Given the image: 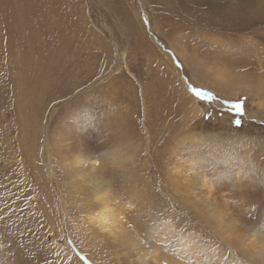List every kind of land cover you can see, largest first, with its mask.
Returning a JSON list of instances; mask_svg holds the SVG:
<instances>
[{
  "label": "rangeland",
  "instance_id": "obj_1",
  "mask_svg": "<svg viewBox=\"0 0 264 264\" xmlns=\"http://www.w3.org/2000/svg\"><path fill=\"white\" fill-rule=\"evenodd\" d=\"M189 79L217 100L197 101ZM242 97L237 126L221 101ZM263 140L264 0H0L1 264H45L64 247L78 264L77 253L142 264L86 223L98 178L145 264L163 240L168 256L179 232L247 264L199 174L228 162L264 178Z\"/></svg>",
  "mask_w": 264,
  "mask_h": 264
},
{
  "label": "bare ground",
  "instance_id": "obj_2",
  "mask_svg": "<svg viewBox=\"0 0 264 264\" xmlns=\"http://www.w3.org/2000/svg\"><path fill=\"white\" fill-rule=\"evenodd\" d=\"M194 5H196L195 2ZM197 5L200 4L198 3ZM190 8L191 7H189V9ZM239 20L237 23L241 22ZM107 152L106 154L108 156L114 157L113 155L117 153V150L113 148ZM180 162L183 163L184 161L180 160ZM82 163L83 157H77L75 161L76 174H79V171L82 169L80 167ZM227 163L226 166L221 169H214L207 172L203 171L200 173L202 187H205V195L209 198L210 207L215 213V218L218 219L223 237L228 242L232 240L238 242L240 246L250 251L249 254L252 260L248 261L247 264H264V178H262L259 173L256 174L252 172L250 167H238L236 163L228 165ZM98 164L94 162L93 165H90V173L94 176H100L101 174ZM97 165L99 167H97ZM194 167L195 165L191 163L190 170L194 171ZM94 185H96L93 192L95 205L93 208L89 209L87 215H85L86 223L88 226L94 227L98 232L105 234L114 241L118 240L129 246L131 245L132 248L138 252L142 240L139 235L131 232L123 223V209L120 208L119 205L116 207L113 205L114 198L110 193L108 183L102 182L101 178H98L94 180ZM115 201H117V199ZM168 225L169 227H166V231L172 226L171 223H166L164 226ZM158 240H160V238H158ZM163 241L165 242L166 240ZM163 241L158 245H152L150 257H152L151 259L157 264H162V259L167 253L164 251L161 252L160 246L164 245ZM168 242V248L171 252V255L169 254L168 257L177 260L179 264H189V261H192V264H222L224 262L221 257L216 258L215 253L210 255L209 251L211 248L202 245V243L195 240L194 236L179 232L177 233L176 239ZM214 251L215 249L213 252ZM137 252V258L142 264L148 262L144 256H140ZM147 254L148 253H146V255ZM65 255L71 258L72 264H78L76 259L72 257L71 251L64 247L63 256ZM227 264L243 263L237 258L234 262L227 261Z\"/></svg>",
  "mask_w": 264,
  "mask_h": 264
},
{
  "label": "snow or ice",
  "instance_id": "obj_3",
  "mask_svg": "<svg viewBox=\"0 0 264 264\" xmlns=\"http://www.w3.org/2000/svg\"><path fill=\"white\" fill-rule=\"evenodd\" d=\"M177 67L182 68V65L178 63ZM187 87L191 95L201 103L211 104L217 100V96L213 92L203 87L195 86L190 79L188 80ZM246 100L247 97L237 98L235 100L221 101V103L228 105V110L230 113L233 114V121L237 126L242 125L241 118H243L246 115ZM205 118H209V117H205ZM96 163L98 164L99 161H96ZM7 219H10V217L0 214V221H6ZM163 251H165V249L161 248V252ZM55 255H56L55 261L49 259L48 257H44L45 264H64V262H67V264H72L71 258L68 257L67 255H65L62 259L59 253H56ZM77 255L80 260H83L85 262V264H91V261L87 260L86 257L79 255V253H77ZM223 259L225 261V264H227V257L224 256ZM162 264H179V262L171 257L164 256L162 259ZM189 264H192V261H189Z\"/></svg>",
  "mask_w": 264,
  "mask_h": 264
}]
</instances>
